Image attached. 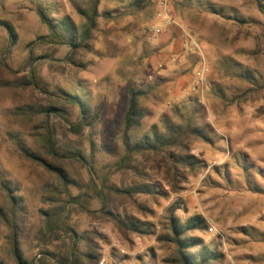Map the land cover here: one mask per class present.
Masks as SVG:
<instances>
[{
  "label": "rangeland",
  "instance_id": "374dc122",
  "mask_svg": "<svg viewBox=\"0 0 264 264\" xmlns=\"http://www.w3.org/2000/svg\"><path fill=\"white\" fill-rule=\"evenodd\" d=\"M94 2L0 0V264H15L5 222L9 194L18 200L25 257L50 264L43 249L65 254L71 240L45 246L38 239L42 211L67 193L86 207L68 205L67 231L88 233L75 248H93V264H169L174 248L161 238L177 202L187 208L176 213L181 220H204L195 236L217 250L218 264H264V15L257 1L101 0L79 51L58 43L39 16L43 10L54 22L68 18L81 33ZM189 38L195 46H185ZM246 70L250 79L239 75ZM131 87L148 92L140 135L165 117L189 115L206 131L209 141L191 147L199 166L185 172L176 191L162 180L165 168L158 173L141 158L119 166ZM79 101L94 123L77 133L71 128L84 116ZM48 130L56 160L45 144ZM21 145L63 167L68 191ZM102 181L120 188L157 183L162 194L130 199L106 191L107 208L95 193ZM109 208L145 224L144 231L121 229Z\"/></svg>",
  "mask_w": 264,
  "mask_h": 264
},
{
  "label": "trees",
  "instance_id": "16d2710c",
  "mask_svg": "<svg viewBox=\"0 0 264 264\" xmlns=\"http://www.w3.org/2000/svg\"><path fill=\"white\" fill-rule=\"evenodd\" d=\"M101 0H95L91 14L88 16V28L81 33H77L70 19L65 18L61 22L50 19L45 11L39 10V16L42 21L48 26L51 36L58 42L73 46L75 51L82 50L87 41L90 40L92 32L96 27V21L99 14V5ZM264 15V0H256ZM244 79H250L249 71H242L239 74ZM148 96V92L144 90H136L133 87L128 91V105L123 115V140L125 155L120 161L119 166L128 168L133 163H137L141 158L144 161V166L152 163V168L158 173L163 168L166 169V176L163 181L170 183L173 191L177 190V181H183L187 170L193 171L199 166V161L191 155L192 144L197 140L209 141L204 127L196 122L194 116H180L179 122H176L172 117H165L162 120V125H154L149 132L139 134L143 126V120L146 117V112L141 105V100ZM80 103L83 111V118L71 128L73 131L81 132L86 127H91L94 121L88 119V111L85 109L82 102ZM54 109L45 111L49 114ZM89 121V122H87ZM45 139L46 147L50 155L56 160L60 155L55 147V143L49 130ZM20 152L29 160L44 166L49 172L54 174L63 185L65 191L69 189L70 180L63 167L50 163L46 158L33 153L27 147L21 145ZM79 156V155H78ZM95 193L101 203L107 208L110 206L108 199L105 198L104 192L111 195L124 196L133 198L135 195H161L159 185L148 184L141 186H132L128 188L111 187L106 182L102 181L101 185L94 183ZM8 191L9 188L7 189ZM65 200H59L57 206L50 212L42 211L43 229L38 233V239L44 242L45 246H49L57 239L68 236L71 240V245L68 247L65 254L52 252L47 248L43 249L41 254L45 255L50 264H93L98 256L92 252L80 254L76 250V244L86 239L88 233L83 236H78L75 231L70 233L67 231L65 224L68 205H79L83 209L86 207L80 203V196H72L67 193ZM8 202L10 209L5 216V222L11 229L10 243L11 254L15 264H43L44 261L28 260L21 248L23 237V228L19 218V204L16 196L9 194ZM187 212V208L179 202L173 204L168 210L169 216L168 229L164 234V241H167L174 248L173 256L168 260L169 264H218L221 259L216 249H212L202 244L200 238L195 236V233L201 232L204 229V220L199 216H191L185 220H181L176 213L179 210ZM114 218L115 223L121 229L126 228L132 233H142L146 225L132 219L120 218L114 214L110 208L106 212ZM7 217V218H6ZM71 230V228L69 229ZM46 264V263H45Z\"/></svg>",
  "mask_w": 264,
  "mask_h": 264
},
{
  "label": "built area",
  "instance_id": "2783aa9c",
  "mask_svg": "<svg viewBox=\"0 0 264 264\" xmlns=\"http://www.w3.org/2000/svg\"><path fill=\"white\" fill-rule=\"evenodd\" d=\"M186 42V47L189 46V47H193L196 45V42L194 40H192V38H189L188 40L185 41Z\"/></svg>",
  "mask_w": 264,
  "mask_h": 264
},
{
  "label": "crops",
  "instance_id": "0c3cea01",
  "mask_svg": "<svg viewBox=\"0 0 264 264\" xmlns=\"http://www.w3.org/2000/svg\"><path fill=\"white\" fill-rule=\"evenodd\" d=\"M172 26H173V25L170 24L169 27H168V29L171 30Z\"/></svg>",
  "mask_w": 264,
  "mask_h": 264
}]
</instances>
